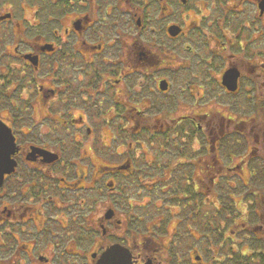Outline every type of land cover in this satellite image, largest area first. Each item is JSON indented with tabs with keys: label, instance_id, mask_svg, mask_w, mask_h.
Wrapping results in <instances>:
<instances>
[{
	"label": "flooded vegetation",
	"instance_id": "1",
	"mask_svg": "<svg viewBox=\"0 0 264 264\" xmlns=\"http://www.w3.org/2000/svg\"><path fill=\"white\" fill-rule=\"evenodd\" d=\"M0 264H264V0H0Z\"/></svg>",
	"mask_w": 264,
	"mask_h": 264
}]
</instances>
